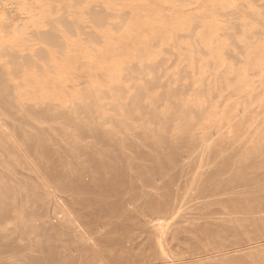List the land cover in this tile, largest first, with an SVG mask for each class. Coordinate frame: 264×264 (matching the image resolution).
Segmentation results:
<instances>
[{"label": "rangeland", "instance_id": "rangeland-1", "mask_svg": "<svg viewBox=\"0 0 264 264\" xmlns=\"http://www.w3.org/2000/svg\"><path fill=\"white\" fill-rule=\"evenodd\" d=\"M159 5L158 41L114 78L79 74L59 117L2 79L0 264H264V0Z\"/></svg>", "mask_w": 264, "mask_h": 264}, {"label": "bare ground", "instance_id": "bare-ground-1", "mask_svg": "<svg viewBox=\"0 0 264 264\" xmlns=\"http://www.w3.org/2000/svg\"><path fill=\"white\" fill-rule=\"evenodd\" d=\"M14 1L18 2L19 6L17 5L16 8L19 11L24 14L27 11L26 14L30 16V20L14 24L10 28L2 11L7 2L13 4ZM27 1L29 0H0V8H3L0 12V87L2 84L5 85V79L11 82L16 98L31 107L41 108L42 105L51 106L54 104L55 111H51V113L55 117L74 95V82L77 81L76 78L79 74L84 75L90 84L106 78H114L127 60L137 59L143 55L146 48H150L152 43L171 26L170 19L163 14L159 5L161 0H138L139 2L144 1L145 5L128 3L124 4V7L115 8L112 11H109V7L126 0H103L101 11H97L92 6V0H67V4L64 6H60L58 0H34L37 5L35 8H28ZM62 14H65L66 17H61ZM219 16L221 17V15ZM224 16L226 17V15ZM110 20H115V22H109ZM119 27L122 29L117 32L116 28ZM108 31L111 32L104 37L97 36ZM192 34L194 35V33ZM72 44H81V46L68 49ZM186 75L188 76L187 73ZM155 76L157 78V75ZM2 79L4 80L2 81ZM156 87L158 86L153 88L156 89ZM176 91L179 92L178 89ZM164 93L163 91L162 96ZM140 94L142 93L140 92ZM7 95H9L8 92ZM162 99L160 97V101ZM154 100L158 103L159 99ZM173 116L171 115V118ZM199 116V114L197 117L195 116L197 120ZM160 227V231L163 233L164 226L160 225Z\"/></svg>", "mask_w": 264, "mask_h": 264}]
</instances>
